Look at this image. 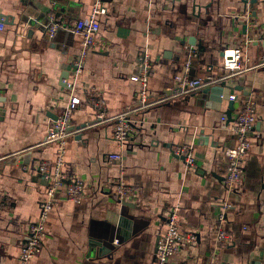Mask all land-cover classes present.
I'll return each mask as SVG.
<instances>
[{
	"label": "crops",
	"instance_id": "crops-1",
	"mask_svg": "<svg viewBox=\"0 0 264 264\" xmlns=\"http://www.w3.org/2000/svg\"><path fill=\"white\" fill-rule=\"evenodd\" d=\"M105 4L109 12L100 19L97 49L85 59L76 85L81 105L72 111L74 130L62 167L65 184L79 179L84 196L79 202L57 196L31 264H156L173 207L181 230L197 242L168 264H264V68H254L264 52L262 1ZM93 5L0 0V264H18L27 229L38 217L47 188L40 165L55 173L58 146L45 139L68 105L72 90L66 83L81 48V38L65 29L50 39V17L73 23ZM192 38L197 45H190ZM238 47L243 70L232 75L222 66L224 51ZM144 53L153 65L150 97L166 100L140 110V84L131 77L139 74ZM187 64L190 79L217 80L209 88L223 87L225 98L218 90L205 92L207 87L177 95L175 75ZM84 91L105 99L110 116L130 113L135 132L125 148L114 141L112 122L98 123L97 107ZM249 98L256 101L257 122L242 184L229 189L225 151L236 143L234 120ZM183 145L193 148L194 170L174 153ZM114 154L121 159H110ZM119 182L139 189L137 208L117 200ZM220 226L231 236L229 244L218 242Z\"/></svg>",
	"mask_w": 264,
	"mask_h": 264
},
{
	"label": "built area",
	"instance_id": "built-area-1",
	"mask_svg": "<svg viewBox=\"0 0 264 264\" xmlns=\"http://www.w3.org/2000/svg\"><path fill=\"white\" fill-rule=\"evenodd\" d=\"M106 0H94V5L86 15H82L73 23H65L56 17H50L47 26V34L50 39L56 36L59 29H65L72 34L81 38V48L77 59L74 63L75 73L71 78L70 84L71 96L65 111L51 125L47 133L45 142L54 143L58 146L55 173L48 170L45 164L40 165V171L47 181V188L44 198L40 202V211L38 217L32 222L28 229L26 240L20 248L18 264H31L33 259L40 253L42 249V240L45 237L47 220L52 211L57 196L60 193L66 194L69 200L79 202L84 196V185L79 179H73L68 185L65 184V176L62 174L64 165V154L66 145L71 139L72 134L68 131L72 121V111L81 105V99L75 94L76 85L79 77L84 69L85 59L95 52L98 46V38L101 31V17L108 15V7ZM264 7V0H261ZM4 19L0 17V30L5 28ZM243 50L242 48L226 49L223 56V68L232 75L243 70ZM142 67L138 75L131 77L133 82L140 84L139 103L140 110L156 106L166 100V98L152 99L149 92V81L153 71L151 57L148 53H144L141 57ZM189 64L185 67L184 72L175 75V93L177 95H185L197 92L203 88L214 85L217 80L209 79L203 81L200 79L192 80L189 78ZM254 68H264V52L260 61ZM85 95L97 107L98 123L112 122L113 139L120 149L125 148L135 132V126L130 119V113L124 112L113 116L108 114V106L105 99L96 97L92 91H84ZM236 95H230L229 100L235 101ZM223 122L227 121V117L222 118ZM257 122L256 101L249 98L245 101L242 110L236 115L233 132L236 136V143L233 147L226 149L225 156L228 159V169L226 174V185L229 189L241 186L245 174V163L251 148L250 134L253 132ZM175 155L182 157L189 171L196 167V159L192 146L183 145L175 149ZM112 160H120L121 154L110 155ZM116 198L120 203L132 202L137 203L140 200L139 189H134L124 182H119L116 186ZM227 209V205H225ZM178 207H173L167 211L165 232L161 235L156 248V264H168L171 256L179 252L185 245L195 244L197 236L192 233H185L180 228ZM221 225L224 223V215L220 216ZM217 240L220 244H229L231 236L226 232L225 228L220 226L217 233ZM118 244V241H116Z\"/></svg>",
	"mask_w": 264,
	"mask_h": 264
},
{
	"label": "water",
	"instance_id": "water-1",
	"mask_svg": "<svg viewBox=\"0 0 264 264\" xmlns=\"http://www.w3.org/2000/svg\"><path fill=\"white\" fill-rule=\"evenodd\" d=\"M4 24H5V22H3ZM13 24V23H12ZM190 45H193V46H195V45H197V41H196V39L195 38H192V39H190ZM198 46L199 47H201V45L200 44H198ZM69 75H68V73L66 72V74L64 75V77H63V79H67V77H68ZM214 90H218L219 91V95H220V98L221 99H224L225 98V96H224V91H223V87H214V88H209V87H207L206 88V90H204L205 92H207V91H214ZM228 117H229V119L231 120V113H229L228 114ZM56 120L58 119V117H56L55 118ZM86 125H82V128H84ZM71 130H74V127H69V129H68V131L70 132ZM182 158V157H181ZM183 159V158H182ZM123 204H125V205H127V206H129V207H132V208H137V206L134 204V203H132V202H123ZM118 243H119V241H118Z\"/></svg>",
	"mask_w": 264,
	"mask_h": 264
}]
</instances>
